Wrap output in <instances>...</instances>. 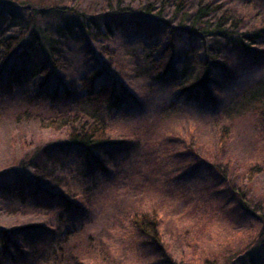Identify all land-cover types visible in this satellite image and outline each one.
Returning <instances> with one entry per match:
<instances>
[{"label":"trees","instance_id":"16d2710c","mask_svg":"<svg viewBox=\"0 0 264 264\" xmlns=\"http://www.w3.org/2000/svg\"><path fill=\"white\" fill-rule=\"evenodd\" d=\"M121 1L116 0V6L106 12L91 15L61 2L40 0L19 7L11 0H0V87L12 92L31 81L36 90L47 91L51 79L57 80V86L51 83L50 97L55 102L43 103L50 112L55 109V114L44 120L42 127L55 133L66 132L64 139L38 145L23 159L0 171V195L10 204L29 201L50 215L49 224L42 218L33 224L0 227V264H88L76 255L74 246L68 251L69 241L82 228L84 213L96 188L123 160L120 144L112 141L108 133L112 121L127 116L135 98L103 62H98L100 71L77 80L76 94L70 92L57 73L68 62L67 43L86 45V55L92 57L95 51L91 43L109 39L124 24L145 28L164 38L151 45L141 41L137 51L129 47L130 55L126 54L135 67L141 66L140 73L148 81L160 85L167 81L174 88L172 96L178 104L161 106L160 115L173 116L179 111L178 106L187 102L208 107L221 124L216 140L219 150L228 145L231 134L227 124L231 120L250 115L264 124V75L239 87L229 83L240 76L234 69L235 62L245 63L250 69L264 61V0H237L231 6L226 0H198L194 6L192 0H161L159 6L147 3L138 9L121 7ZM169 5L173 13L167 17ZM242 12L254 15L251 24ZM180 34L189 41L187 51L178 48ZM103 51L113 57L107 48ZM101 75L107 79L97 84ZM221 81L231 87L225 98L214 92ZM222 90L223 87L219 91ZM44 157L75 165L83 189L73 200L50 191L42 183L37 165ZM224 166L227 170L229 162ZM247 174L252 180L261 171L251 168ZM221 176L224 187L236 199L234 211L258 225L249 246L234 257H226L223 264H261L264 200L260 205L248 202L242 190L231 187L224 171ZM25 189L28 192L23 195ZM129 221L168 264H175L164 248L156 213L134 214Z\"/></svg>","mask_w":264,"mask_h":264},{"label":"rangeland","instance_id":"374dc122","mask_svg":"<svg viewBox=\"0 0 264 264\" xmlns=\"http://www.w3.org/2000/svg\"><path fill=\"white\" fill-rule=\"evenodd\" d=\"M37 1L40 2L11 0L19 7ZM45 1L61 2L91 15L116 6V0ZM163 1L122 0L120 6L138 9L147 3L159 6ZM192 1L193 6L198 2ZM226 2L231 6L237 0ZM172 13L169 5L165 15L169 17ZM242 14L248 18V24L253 22V14ZM163 38L142 27L132 28L128 23L114 31L109 39L91 43L95 51L92 57L86 55V45L75 42L65 45L68 62L65 69L57 73L70 92L76 94L77 80L100 71L98 62H103L135 98L130 112H125L127 116L112 121L108 133L112 141L120 144L123 160L98 185L94 199L85 207L83 219L80 218L82 228L79 227L78 234L69 241L68 251L74 246L73 251L83 263L168 264L147 238L134 231L129 221L134 214L158 215L164 248L175 264H223L226 257H234L249 246L258 227L252 219L234 211L236 199L224 187L221 175L224 171L231 187L242 190L248 202L261 204L264 200V124L250 115L231 120L227 124L231 134L228 145L219 150L216 140L221 124L208 107L187 102L182 107L179 105V111L173 116L160 115L161 106L178 104L172 96L174 88L167 81L160 85L141 75L143 70L140 65L141 70L132 64L128 48L137 51L139 42L151 45ZM177 43L179 49L189 50L184 34L178 36ZM103 48L113 57L109 58ZM234 65L240 76L235 77L234 83L229 82L233 86H243L251 78L264 75V61L250 69L245 63L235 62ZM106 79L101 75L96 83H104ZM56 81L51 79L47 91L36 90L31 81L12 92L0 87V171L23 159L38 145L65 138L64 131L55 133L42 127V122L55 114V109L50 112L43 103L55 102L50 95L51 83L57 86ZM220 83L223 85L214 92L225 98L231 87L227 82ZM37 166L40 167L38 177L52 192L73 200L83 189L73 163L44 157ZM251 168L261 171L252 180L247 174ZM27 192L25 189L23 195ZM47 213L32 202L10 204L0 195L2 228L33 224L41 222L42 218L47 222L50 218Z\"/></svg>","mask_w":264,"mask_h":264}]
</instances>
